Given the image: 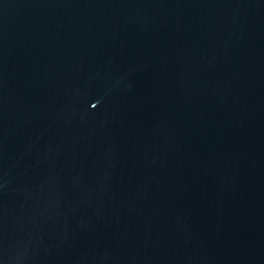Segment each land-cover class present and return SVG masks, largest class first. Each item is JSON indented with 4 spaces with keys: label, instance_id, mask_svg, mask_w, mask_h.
I'll list each match as a JSON object with an SVG mask.
<instances>
[{
    "label": "water",
    "instance_id": "water-1",
    "mask_svg": "<svg viewBox=\"0 0 264 264\" xmlns=\"http://www.w3.org/2000/svg\"><path fill=\"white\" fill-rule=\"evenodd\" d=\"M0 264H264V0H0Z\"/></svg>",
    "mask_w": 264,
    "mask_h": 264
}]
</instances>
